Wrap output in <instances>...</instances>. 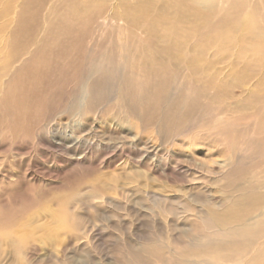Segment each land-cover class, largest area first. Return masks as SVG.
Listing matches in <instances>:
<instances>
[{"label": "rangeland", "instance_id": "1", "mask_svg": "<svg viewBox=\"0 0 264 264\" xmlns=\"http://www.w3.org/2000/svg\"><path fill=\"white\" fill-rule=\"evenodd\" d=\"M73 2L0 0V264L190 259L218 239L215 212L264 192V56L242 53L240 32L216 54L251 13L264 42V0L225 18L197 68Z\"/></svg>", "mask_w": 264, "mask_h": 264}, {"label": "bare ground", "instance_id": "2", "mask_svg": "<svg viewBox=\"0 0 264 264\" xmlns=\"http://www.w3.org/2000/svg\"><path fill=\"white\" fill-rule=\"evenodd\" d=\"M109 1L74 0L72 5L74 16L80 19L102 15L99 19H102L103 24L120 28L127 26L126 28L134 32L140 31L145 35L146 42L150 44L154 42L156 45L155 49L148 51L151 57H162L176 65L181 61L183 54L187 53L190 55V63L196 68L201 66V61L205 60L206 54L213 47L218 48V31L225 18L238 19L243 14L247 2V0H133V2L120 0L123 10L114 12L111 7L109 8ZM224 1L228 2L229 9L218 22V9ZM253 17L255 16L251 13L244 23L231 22L216 54L230 47L229 38L240 32L239 50L249 54L253 61V57L259 59L264 56L263 37L254 29L256 24ZM244 68L246 76L247 71L251 69L250 61ZM121 108L122 112L127 114V110ZM117 126L121 127V122ZM260 185L264 189V183ZM256 188L257 186L241 190L227 210L213 214L212 221L216 223L214 236L218 239L203 243L204 245L191 254L189 257L191 260L182 258L174 264H264V242L256 243V239L264 234V192H258ZM3 241L9 249L18 251H23L24 242H27L12 237Z\"/></svg>", "mask_w": 264, "mask_h": 264}]
</instances>
